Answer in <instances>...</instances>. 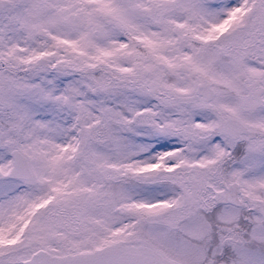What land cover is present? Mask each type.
<instances>
[{"label":"snow or ice","instance_id":"obj_1","mask_svg":"<svg viewBox=\"0 0 264 264\" xmlns=\"http://www.w3.org/2000/svg\"><path fill=\"white\" fill-rule=\"evenodd\" d=\"M0 264H264V0H0Z\"/></svg>","mask_w":264,"mask_h":264}]
</instances>
